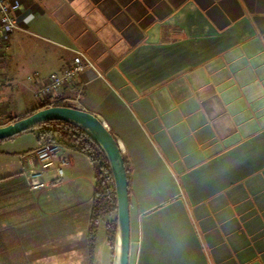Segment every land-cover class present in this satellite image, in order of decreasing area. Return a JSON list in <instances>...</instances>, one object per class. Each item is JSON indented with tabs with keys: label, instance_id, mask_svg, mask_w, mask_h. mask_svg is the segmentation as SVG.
Instances as JSON below:
<instances>
[{
	"label": "crops",
	"instance_id": "obj_1",
	"mask_svg": "<svg viewBox=\"0 0 264 264\" xmlns=\"http://www.w3.org/2000/svg\"><path fill=\"white\" fill-rule=\"evenodd\" d=\"M7 1L9 122L76 51L101 75L86 70L65 96L82 88L78 108L129 166V264H264V0ZM41 143H0V264H113L104 222L91 254L87 156L64 148L62 177L29 189Z\"/></svg>",
	"mask_w": 264,
	"mask_h": 264
},
{
	"label": "water",
	"instance_id": "obj_2",
	"mask_svg": "<svg viewBox=\"0 0 264 264\" xmlns=\"http://www.w3.org/2000/svg\"><path fill=\"white\" fill-rule=\"evenodd\" d=\"M51 122H64L83 130L102 150L112 173L117 199V226L113 264H129L128 176L121 146L101 119L78 107L51 106L0 127V141L10 139Z\"/></svg>",
	"mask_w": 264,
	"mask_h": 264
},
{
	"label": "built area",
	"instance_id": "obj_3",
	"mask_svg": "<svg viewBox=\"0 0 264 264\" xmlns=\"http://www.w3.org/2000/svg\"><path fill=\"white\" fill-rule=\"evenodd\" d=\"M17 28L18 23L13 16L10 4L7 0H0V127L10 123L5 117L7 103L2 101L1 91L7 82L2 75L1 66L5 60L11 36ZM86 70H93L98 77H101L90 58L83 52L76 51L73 59L60 72L51 74L40 84L35 92L36 97L41 103H49L52 106L58 103H65L67 106L78 107L82 88L78 91L75 99L66 97L65 92L76 83L78 76ZM33 79V76L28 77L30 82ZM63 150L64 148L57 142L42 140V143L35 151L39 167L32 168L24 174L30 190L35 191L46 187L44 174L48 170L52 169L59 177H62L64 167L68 164V159L61 154Z\"/></svg>",
	"mask_w": 264,
	"mask_h": 264
},
{
	"label": "trees",
	"instance_id": "obj_4",
	"mask_svg": "<svg viewBox=\"0 0 264 264\" xmlns=\"http://www.w3.org/2000/svg\"><path fill=\"white\" fill-rule=\"evenodd\" d=\"M51 106L52 105L49 103L42 102L36 110L32 111L26 116ZM53 106L67 105L65 103H58ZM17 120L19 119H13L10 121V123H13ZM37 131L38 133H36V135L39 142L44 139L48 141H54L63 148L80 152L88 157L95 171V191L89 230L91 254L93 253L100 223H105L107 236L110 243H113L115 241L117 226V199L112 173L102 150L83 130L64 122L46 123L44 125L30 129L22 134L34 133ZM15 137L0 141V143L14 139ZM124 161L129 183L130 169L125 159ZM112 214H115V219L110 221L109 218L112 216Z\"/></svg>",
	"mask_w": 264,
	"mask_h": 264
},
{
	"label": "rangeland",
	"instance_id": "obj_5",
	"mask_svg": "<svg viewBox=\"0 0 264 264\" xmlns=\"http://www.w3.org/2000/svg\"><path fill=\"white\" fill-rule=\"evenodd\" d=\"M35 133H38V131H37V132H35ZM45 141H47V140L45 139Z\"/></svg>",
	"mask_w": 264,
	"mask_h": 264
}]
</instances>
